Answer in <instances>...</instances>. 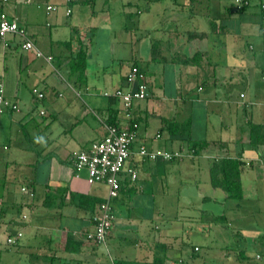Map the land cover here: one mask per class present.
Returning a JSON list of instances; mask_svg holds the SVG:
<instances>
[{
  "label": "crops",
  "instance_id": "crops-1",
  "mask_svg": "<svg viewBox=\"0 0 264 264\" xmlns=\"http://www.w3.org/2000/svg\"><path fill=\"white\" fill-rule=\"evenodd\" d=\"M142 1L155 3V0H0V20L2 13L16 19L44 55L41 58L49 63L58 58V65L65 67L72 77L73 91H78V86L85 89L93 105L84 112L80 110L78 116L62 119L59 104L53 103L50 119L44 123L53 138L49 140L50 146L36 154L34 163H22L18 152L9 153L12 140L16 139L17 144L19 141L14 127L23 123L16 118V114L24 112L18 101L20 86L14 95L16 98L6 97L5 74L4 71L0 73V85L11 103V107L0 112V144H3L0 145V237L8 239L21 233L16 245L26 250L28 256L34 249L31 243L40 239L43 241L41 251L46 254L49 264H153L157 258L166 264H197L194 256L186 260L180 248L170 246L168 235L153 223L156 216L151 212H155L156 198L170 196L169 189L175 186L183 192L194 190L198 202H228L225 191L214 188L211 183L213 164L227 158L241 163L243 194L245 178L251 180L258 171L264 175V83L261 79L264 18L259 6L261 0H243L249 4L243 11L237 9V0H169L167 4H175L181 11L189 5L192 15L182 11L177 16L184 17L183 21L193 20V23L200 20L193 17L202 14L203 4H208L205 16L211 21V30L207 32L195 23L192 29L180 31L177 25L167 26L158 33L148 27L149 20L144 17L146 10H141L146 3ZM228 2L235 9L229 7ZM198 4L199 8L196 7ZM57 6L60 7L54 24L57 26L50 23L47 26L54 28L51 47H56L59 53L54 54L53 49L44 53L36 40L41 34L39 18L42 15L34 8L45 7L46 14H51L59 10ZM49 7L55 10L50 11ZM111 11L121 15L126 26L129 20L136 18L137 22L132 24L135 28L124 26L118 35L110 21L91 22L100 15H111ZM86 15L90 17L89 24L82 28L84 33L73 35ZM68 18L72 25L64 21ZM105 26L106 33L110 32L112 36L107 39H104ZM143 26L155 31L156 38L143 43L139 52L134 43L137 40L135 33L145 29ZM22 42L14 35L0 37V61L8 56H18L20 69H29L28 75H33L34 79L43 75L44 81H48L54 90L52 95L56 99L63 98L57 90L60 81L48 78L39 65L34 66L39 57L33 51L22 49ZM114 43L119 52L127 54L115 57ZM130 45H136L130 49L131 54ZM81 51L87 53L85 74L73 67L74 59ZM128 58L135 59L133 65L146 73L148 84V98L134 102L131 118L126 117L122 102L114 96L117 90L127 87L125 78L133 66H126ZM139 59L146 69L137 64ZM92 67L97 70L89 72ZM34 90L42 93L43 98L39 99ZM31 92L38 100L46 97L37 86ZM100 96L108 101H99ZM12 105H17L18 109L14 110ZM39 116L46 118L47 113L41 110ZM91 116L97 121L91 120ZM109 121L123 128L137 125V136L121 176V193L112 201L115 221L108 242L99 245L87 236L95 231L94 218L109 190L106 184L89 182L86 170L77 174L72 156L102 140ZM141 148L149 152L180 153L181 157L172 162L151 160L141 156ZM31 153L35 154L34 151ZM131 171L137 174L135 182ZM148 208L152 209L148 211L150 214L130 213L132 209ZM190 221L186 219L181 224L191 228L193 222ZM188 231L185 233L187 240L191 234ZM26 234L32 240L24 241ZM229 255L226 253L223 257L226 256L228 261ZM241 256L244 258V252Z\"/></svg>",
  "mask_w": 264,
  "mask_h": 264
},
{
  "label": "rangeland",
  "instance_id": "rangeland-1",
  "mask_svg": "<svg viewBox=\"0 0 264 264\" xmlns=\"http://www.w3.org/2000/svg\"><path fill=\"white\" fill-rule=\"evenodd\" d=\"M164 1V3H157L155 1L156 4H148L142 1L143 3H146V5H141V10L142 8L146 10L144 17L149 20L147 25L150 28H154L156 33L167 26L172 28L177 25L180 31L190 28L192 29L195 23L201 25L207 32H210L211 21L208 19V16H205L208 13V4H203L201 10L202 14L199 15L200 13H197V15L193 17L194 19L200 20H195L193 23V20L186 19L183 21L184 17L179 18L177 16V14L179 15L182 11L186 12V15H192L188 10L189 5L185 6V9L181 11V9L175 4H167L169 0ZM227 5L232 9H235L231 2H228ZM196 7L199 8V4ZM58 8V11H52L51 14H46L45 7L39 9L36 7L34 8L39 10L41 13L40 15H42L39 18L41 34L37 35L38 38L36 40H38L41 50L44 53H48L52 49L54 50V54L59 53L56 47H51V33L54 31V28L52 27V29L47 26V23L52 25L56 24V14L60 11V7ZM132 11H135V8L132 9ZM164 15L167 16L165 17ZM100 16L98 19H92L91 22L102 23L110 21L118 35L122 33L123 27L126 26L123 25L122 16L116 15L114 11H111V15ZM214 16L219 17L220 15ZM89 17H85L83 24L79 23V30L76 32L70 30L72 34H83L84 32L82 31V28L85 27V24H89ZM69 20L71 21L70 18H68V21L67 19L64 21L67 22V24L72 25V21L70 22ZM42 22L44 23L41 24ZM136 22V18L133 17L129 20V24H127L126 27L134 29L135 25L132 24ZM55 26L57 25H54V27ZM104 28V39H107V37L110 36V32L106 33L107 27L105 26ZM144 28L145 29H139L135 33L137 34V40L135 39L134 43L137 45L139 52L143 43L149 40L152 42V38H156L155 31L150 30L149 28L147 30V26ZM117 37L118 39L120 38L119 36ZM117 37L115 36V38ZM207 44L209 45L208 41ZM136 45H130L128 47L129 54H131L130 49H134ZM113 46L116 47L117 50L115 51V57L127 54L126 52H119L117 44L114 43ZM105 51L106 48L104 49V52ZM134 60L135 59L132 61V59L128 58V64H126V66L131 67ZM35 61L36 63L34 66H40V69L44 70L43 72L48 78L60 81L57 85V90L62 93L63 98L56 99L55 96L52 95L54 90L50 87L48 81H44L43 75L40 78L34 79L33 75H28L29 69H20L21 64L18 56L14 58L13 56H8L5 60L1 59L0 61V73L4 71L5 74L3 79L6 88V97L16 98L17 95H14L17 92L18 86H20L18 101L21 109L24 111L22 112L24 115L22 113L16 114V118L20 120L19 122L22 121L23 123L21 122L22 125L17 123L16 127H14L19 141L17 144L16 139L12 140L13 143L11 144L9 153L11 154L12 151L18 152L17 155L22 163H34L37 158L36 154H38V152L44 147L50 146L49 140H53V138L44 123L50 119L49 113L54 110L52 107L53 103L59 104L62 119L73 118V116H78L80 110L84 112L85 108L93 107L88 100V95L85 93V89L78 86V91H73L72 87L74 85L71 79L72 77L70 74H67V69L65 67H60L58 65V58L53 61V63L46 62L43 58H38ZM137 64L146 69L145 64H143L140 59ZM95 69L96 67H92L89 69V72L96 71L97 69ZM34 86H37L39 90L45 93L46 97L43 100L36 99L31 92V89ZM77 92H79V95H76ZM100 92H102V90ZM99 98V101H108L104 96H100ZM65 103L70 104V107H66ZM41 110H44L47 113L46 118H41L39 116ZM90 119L96 120L97 118L91 116ZM55 124H57V122ZM97 136L100 138L101 134L99 133ZM62 141L63 138L61 139V142ZM17 149H19V151H17ZM32 151H34V155L31 153ZM1 152L4 153L3 150ZM255 177L252 175L251 180L247 178L243 180L245 189L243 199L229 200L225 203L211 204L208 202H198L199 198L195 195L194 190L185 189L187 191L183 192L182 189L171 186L169 189L170 196L156 198V203L153 205L155 212H151L156 216L153 223L159 226L160 231L165 232L168 235L170 246L174 249L180 248L186 260H189L194 256L197 264H264V175L262 172L259 173L258 171L255 172ZM189 180H186V182ZM17 185L18 188H20L19 183ZM23 195L25 194L23 193ZM151 210V208L146 210L132 209L130 213L132 215L143 213L150 214L148 211ZM186 219L192 220L190 221L193 222L191 228L185 227L184 224H181ZM186 231L191 232L189 240H187V236L185 235ZM29 239L32 240V238L29 237V234H26L23 240L27 241ZM6 240V238L0 237V264H49V260L45 257L46 254L44 255L41 251V246L43 245L42 240L37 239L34 243H31L32 248L35 249L31 252V256L27 255L26 250L23 251L19 248L18 244L9 245ZM197 244L200 245L198 248L195 246ZM170 252L172 253L173 251L171 250ZM242 252H244V258L241 256ZM226 253L230 254L228 261L225 259L226 256L223 257Z\"/></svg>",
  "mask_w": 264,
  "mask_h": 264
},
{
  "label": "built area",
  "instance_id": "built-area-1",
  "mask_svg": "<svg viewBox=\"0 0 264 264\" xmlns=\"http://www.w3.org/2000/svg\"><path fill=\"white\" fill-rule=\"evenodd\" d=\"M7 2L8 0H3ZM243 0H237L241 8ZM261 10L264 18V0H261ZM248 4L244 2V5ZM50 11L55 10L53 7L48 8ZM264 36V27H263ZM8 35H15L20 37L22 42V49L27 52L33 51L36 56L41 58L44 55L38 51L34 41L30 39L25 28L20 26L16 19H11L6 13H2L0 20V37L5 38ZM51 60V58H49ZM264 62V61H263ZM125 89H119L114 93V96L119 99L122 104L126 117L131 118V109L135 101L145 100L148 98V84L145 74L140 70L138 66H132L129 73L126 75ZM261 79L264 83V65L261 74ZM39 99L43 98L42 93H38L34 90ZM11 107V103L4 96V87L0 85V112H3L6 108ZM14 110H17V105H12ZM44 114V113H43ZM106 136L93 143L88 149L75 153L72 156L74 168L79 174L81 171L86 170L89 175V182L106 184L108 187V197L106 201L101 203L100 211L95 216V231L88 234L87 238L99 245H106L108 242L110 232L112 230L115 214L113 213L112 201L117 199L121 192L122 183L121 176L126 170L127 162L131 157V147L137 136V125L133 128H123L115 125H107ZM141 156L149 158L151 160H159L172 162L181 157L180 153H166L158 150L155 152H149L145 148H141ZM131 178L135 182L137 174L131 171ZM23 191L27 192L26 188ZM22 234L19 233L14 237L7 239L9 245L17 243V239L21 238Z\"/></svg>",
  "mask_w": 264,
  "mask_h": 264
},
{
  "label": "trees",
  "instance_id": "trees-1",
  "mask_svg": "<svg viewBox=\"0 0 264 264\" xmlns=\"http://www.w3.org/2000/svg\"><path fill=\"white\" fill-rule=\"evenodd\" d=\"M155 1H163V0H155ZM247 5L249 4L244 5V2H243L241 9H238L239 4L236 3V7L239 11L245 10L248 7ZM259 6L261 9V5ZM261 13H262V10H261ZM154 45H157V44H154ZM156 53H157V50H155V54ZM86 62H87V53L84 51H81L79 55L77 56V58L74 59V63H73L74 70L75 71L81 70L82 74H85ZM140 70L145 74V77H146V73L142 69ZM108 124L118 126V124H115V122L113 121H109ZM240 180H241V163L237 159L227 158V159H224L220 163L213 164L211 168V183L214 188L225 191L226 197L229 200L243 199L244 197L243 186ZM153 264H166V263L163 259L157 258L155 259Z\"/></svg>",
  "mask_w": 264,
  "mask_h": 264
}]
</instances>
